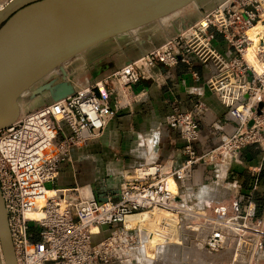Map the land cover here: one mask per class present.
Returning <instances> with one entry per match:
<instances>
[{"label": "built area", "instance_id": "2783aa9c", "mask_svg": "<svg viewBox=\"0 0 264 264\" xmlns=\"http://www.w3.org/2000/svg\"><path fill=\"white\" fill-rule=\"evenodd\" d=\"M257 24L253 39L249 31ZM220 41L223 51L215 45ZM191 56L212 63L205 84L235 121L234 130L224 131V118L214 124L219 143L195 149L196 118L208 109L199 88L190 109L169 113L162 122L184 141L178 164L157 160L160 130L151 129L143 138L142 160L123 169L104 201L77 186L54 187L40 209L36 200L58 177L70 148L99 137L117 109L143 101L145 94L134 85L155 81L156 65L189 63ZM249 145L264 155V0H220L139 57L62 99L23 111L0 129V193L16 263L260 264L264 202L259 210L252 196L257 171L247 194L240 180L227 176ZM195 165L211 166V179L188 185ZM154 209L179 241L156 245L155 257L148 258L146 230L126 219ZM31 211L41 216L30 217Z\"/></svg>", "mask_w": 264, "mask_h": 264}, {"label": "crops", "instance_id": "0c3cea01", "mask_svg": "<svg viewBox=\"0 0 264 264\" xmlns=\"http://www.w3.org/2000/svg\"><path fill=\"white\" fill-rule=\"evenodd\" d=\"M219 1L191 2V9L188 11L180 12L177 9L153 20L154 25L149 21L135 31L104 40L74 56L64 66L76 86L88 84L139 57L151 48L152 44L157 45L166 37L172 36L174 30L168 26L177 16H185L184 24L187 25L195 21L202 11L210 10ZM174 25L179 27L181 21L176 19ZM136 36L139 37L138 40L135 39ZM219 45H223L221 41ZM212 69L211 62H201L192 56L189 63L178 61L169 67L156 65L153 68L155 81L141 79L134 85V90L145 94V99L133 102L130 107L117 109L96 139L81 147H71L69 158L61 161L59 175L49 183V187L77 186L83 190L87 188L100 192L116 190L122 180L123 169L142 160L143 138L151 129L160 130L156 149L157 160H170L175 165L178 164L182 159L181 147L184 141L178 137L175 130L163 126L162 122L169 113L190 109L196 98L194 92L199 88L208 109L196 118L198 138L194 147L197 151H203L218 144L220 135L214 124L223 122L224 118L228 120L229 116L217 96L206 87L205 82ZM46 98V94L36 96L26 105L40 106L45 103ZM40 100L41 102H38ZM235 125V121L229 119L223 123V129L226 133H231ZM254 170L257 172L254 173ZM253 173H257L258 183L252 196L261 210L264 202V155L254 145H249L242 152L241 162L232 164L227 176L228 179L240 180L241 191L247 194L250 192ZM211 176V168L195 165L192 179L187 184L209 181ZM260 264H264V259Z\"/></svg>", "mask_w": 264, "mask_h": 264}, {"label": "water", "instance_id": "95a60500", "mask_svg": "<svg viewBox=\"0 0 264 264\" xmlns=\"http://www.w3.org/2000/svg\"><path fill=\"white\" fill-rule=\"evenodd\" d=\"M193 1L11 0L0 10V129L19 117L20 99L27 103L46 94L47 104L71 94L76 83L64 65L75 55ZM184 18L177 16L168 26L173 35L186 28ZM92 193L105 200L104 191ZM0 245L5 264H14L1 196Z\"/></svg>", "mask_w": 264, "mask_h": 264}, {"label": "bare ground", "instance_id": "6f19581e", "mask_svg": "<svg viewBox=\"0 0 264 264\" xmlns=\"http://www.w3.org/2000/svg\"><path fill=\"white\" fill-rule=\"evenodd\" d=\"M8 3L9 2H6L5 3L4 0H0V10L3 9ZM190 7H191V3H189L188 5H186L185 7H183L184 9L182 8V10L183 11L189 10V9H191ZM176 10H174L172 12H169L167 14L173 13ZM179 10L182 11L181 9H179ZM179 10H178V12H179ZM167 14H165V15H167ZM258 27H260V24H257L256 26L252 27L250 29V31H249L253 39H256L257 38L256 29ZM120 34H125V33H120ZM151 48H153V47H151ZM151 48H149V49H151ZM250 49L251 48L249 47L248 48V52H247V57L249 56ZM57 70L58 69L55 68V69H53L52 72H55V71L57 72ZM46 76H48V75H46ZM26 92L27 91H25L24 94ZM18 105H19V115H21V113L25 109L22 106V100L21 99L18 100ZM85 190L88 191L87 188ZM49 191H52L53 192V190L51 188H46L45 191H44V193L38 196L36 202H37V205L39 206L40 209L43 207V204L45 202V199L47 197H49V196H52L53 193H54L53 192L52 194H50ZM0 196H1V193H0ZM1 199H2V197H1ZM2 202H3V200H2ZM3 208H4V205H3ZM4 212H5V208H4ZM5 216H6V212H5ZM40 216H41V213L38 212V211H31V213H30V217H33V218H39ZM161 216H162L161 211H159L157 209H154L150 213H140V214H136V215H130L126 219V224H128L129 226H132V225H134L136 223H138L139 226H140L144 222H147L149 225L154 224L157 227L159 225L161 226V229H159L158 231H155L154 233L153 232H150L151 230H153L151 227H149V229H148V233H147V236H146V239H145V248H144L146 257H148V258H154V254H155L154 250L158 248V247L156 248V245L161 244L164 241L165 242H174V241L175 242H178L179 241V238H174V235L176 234V231L174 229H169V228L167 229V227L162 224ZM6 224H7V219H6ZM95 230L96 229H94V231ZM8 233H9V231H8ZM9 238H10V235H9ZM12 249H13V247H12ZM0 250H1V256L3 258V262L5 264L4 256L2 254L1 245H0ZM13 260H14V264H17L16 263V258H15L14 252H13Z\"/></svg>", "mask_w": 264, "mask_h": 264}, {"label": "rangeland", "instance_id": "374dc122", "mask_svg": "<svg viewBox=\"0 0 264 264\" xmlns=\"http://www.w3.org/2000/svg\"><path fill=\"white\" fill-rule=\"evenodd\" d=\"M184 9V8H183ZM182 10V9H181ZM183 11V10H182ZM186 11H188V10H186ZM181 12V11H180ZM183 12H185V11H183ZM153 22L154 21H152L151 23H152V25H154L153 24ZM149 23V22H148ZM147 23V24H148ZM192 23V22H191ZM190 23V24H191ZM186 26H188V25H186ZM126 34V33H125ZM125 38V37H124ZM216 45V47L220 50V51H223L222 50V47H221V45H218V44H215ZM24 102V101H23ZM38 102H41V100L40 101H38ZM24 105H25V107H24ZM23 108H25L23 111H25V110H27V109H33V108H36V106L34 107V105H31V106H29V107H27V105H26V103H23ZM142 228H144V230H146V234L148 233V229H149V227H151L153 230H151L150 232H155V231H158L159 229H161V226L159 225L158 227L157 226H155L154 224H152V225H149L147 222H144V223H142L141 225H140ZM168 229V228H167ZM169 251H170V249H168ZM155 257V256H154ZM0 264H4V262H3V258H2V256H1V250H0Z\"/></svg>", "mask_w": 264, "mask_h": 264}]
</instances>
